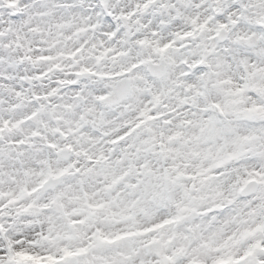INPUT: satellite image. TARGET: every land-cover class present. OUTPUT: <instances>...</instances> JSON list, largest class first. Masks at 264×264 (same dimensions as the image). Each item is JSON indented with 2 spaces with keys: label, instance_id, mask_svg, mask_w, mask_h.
<instances>
[{
  "label": "clouds",
  "instance_id": "clouds-1",
  "mask_svg": "<svg viewBox=\"0 0 264 264\" xmlns=\"http://www.w3.org/2000/svg\"><path fill=\"white\" fill-rule=\"evenodd\" d=\"M0 264H264V0H0Z\"/></svg>",
  "mask_w": 264,
  "mask_h": 264
}]
</instances>
